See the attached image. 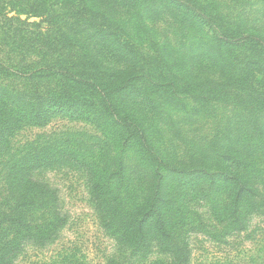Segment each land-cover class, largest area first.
Returning a JSON list of instances; mask_svg holds the SVG:
<instances>
[{"label": "trees", "instance_id": "trees-1", "mask_svg": "<svg viewBox=\"0 0 264 264\" xmlns=\"http://www.w3.org/2000/svg\"><path fill=\"white\" fill-rule=\"evenodd\" d=\"M75 118L99 136L13 150L23 128ZM52 166L83 175L106 264H190L193 235L246 231L264 213V0H0V264L67 225L36 176Z\"/></svg>", "mask_w": 264, "mask_h": 264}, {"label": "rangeland", "instance_id": "rangeland-1", "mask_svg": "<svg viewBox=\"0 0 264 264\" xmlns=\"http://www.w3.org/2000/svg\"><path fill=\"white\" fill-rule=\"evenodd\" d=\"M65 130H81L89 135L99 136V132L92 125L80 118L60 119L45 127L23 128L13 138V150L17 153L25 148L26 143L35 141L39 136H49ZM37 175L58 192L62 208L68 216V223L54 243L46 248L29 245L14 263L36 264L56 257L65 249L76 248L84 254L88 264H106L115 242L106 234L97 218L83 175L65 166H52L39 171ZM191 248L190 264H262L264 213L252 216L246 231L234 234L220 243L212 242L202 234L193 235Z\"/></svg>", "mask_w": 264, "mask_h": 264}]
</instances>
